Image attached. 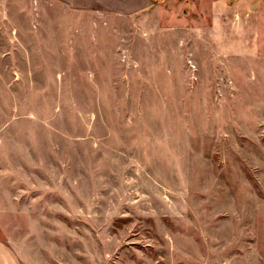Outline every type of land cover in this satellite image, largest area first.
Listing matches in <instances>:
<instances>
[{
  "label": "rangeland",
  "instance_id": "1",
  "mask_svg": "<svg viewBox=\"0 0 264 264\" xmlns=\"http://www.w3.org/2000/svg\"><path fill=\"white\" fill-rule=\"evenodd\" d=\"M216 1L0 0L21 264H264V0Z\"/></svg>",
  "mask_w": 264,
  "mask_h": 264
},
{
  "label": "crops",
  "instance_id": "2",
  "mask_svg": "<svg viewBox=\"0 0 264 264\" xmlns=\"http://www.w3.org/2000/svg\"><path fill=\"white\" fill-rule=\"evenodd\" d=\"M218 1L220 0H217L216 2ZM71 3L76 4L78 7L84 8H90L93 5H99L104 10L113 9L126 13L144 11L149 9L154 4L152 3V0H71ZM113 4H115V7ZM117 4L120 5L121 8H118L116 6ZM0 264H21L13 249L1 238Z\"/></svg>",
  "mask_w": 264,
  "mask_h": 264
}]
</instances>
